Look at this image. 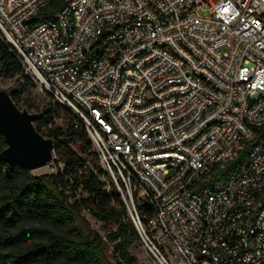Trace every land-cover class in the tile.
Wrapping results in <instances>:
<instances>
[{
	"label": "built area",
	"instance_id": "built-area-1",
	"mask_svg": "<svg viewBox=\"0 0 264 264\" xmlns=\"http://www.w3.org/2000/svg\"><path fill=\"white\" fill-rule=\"evenodd\" d=\"M54 1L0 0V33L90 138L149 252L264 264V0H60L42 13ZM244 145L246 162L210 185Z\"/></svg>",
	"mask_w": 264,
	"mask_h": 264
},
{
	"label": "trees",
	"instance_id": "trees-1",
	"mask_svg": "<svg viewBox=\"0 0 264 264\" xmlns=\"http://www.w3.org/2000/svg\"><path fill=\"white\" fill-rule=\"evenodd\" d=\"M60 4L56 0L42 13L50 16L60 9ZM0 77L15 83L9 94L24 110L23 97L35 84L1 33ZM61 112L68 117L67 130L55 126ZM40 115L34 125L53 141L55 163L60 166L56 173L36 177L19 164L0 163V264H137L130 248L140 241V236L122 196L112 183L109 189L105 187L102 179L106 175L90 138L75 129L74 117L53 102ZM6 148L0 133V152ZM248 152L244 145L224 165L213 167L208 183L215 186L226 182L246 162ZM84 210L98 221L116 225V229L101 237L82 215ZM138 210L144 222L151 217L145 208ZM24 221L48 224L64 233L38 226L22 228L20 223ZM31 238L34 240L25 247H12L16 240Z\"/></svg>",
	"mask_w": 264,
	"mask_h": 264
},
{
	"label": "water",
	"instance_id": "water-1",
	"mask_svg": "<svg viewBox=\"0 0 264 264\" xmlns=\"http://www.w3.org/2000/svg\"><path fill=\"white\" fill-rule=\"evenodd\" d=\"M40 118V114L20 109L11 95L0 88V133L7 144L0 152V163L19 164L31 172L53 161V141L39 133L34 125ZM125 205L132 219V212Z\"/></svg>",
	"mask_w": 264,
	"mask_h": 264
},
{
	"label": "rangeland",
	"instance_id": "rangeland-1",
	"mask_svg": "<svg viewBox=\"0 0 264 264\" xmlns=\"http://www.w3.org/2000/svg\"><path fill=\"white\" fill-rule=\"evenodd\" d=\"M235 1H238V0H235ZM198 15L201 18H206L209 16V12L199 10ZM0 88L3 90H6L9 93V91H11L12 89L15 88V83L13 81L5 80L2 77H0ZM25 102L30 103V106H27L25 104ZM50 102H52V101L49 98V96L47 94H45L44 92H41L37 88V86L35 85V88L32 90H29L28 93L23 97L22 106L24 107L25 110H27L31 114H40L43 111V109H45L48 106V104ZM67 120H68L67 115L65 113L61 112L60 118H58L55 122V126L56 127H62L64 130H67V124H66ZM55 157H56V155L54 153L53 161L48 166H46L42 170L38 169V170L31 171V174L33 176L38 177V176H41L44 174L56 173L58 171V168L60 165H57V163H55V159H56ZM102 180L105 182V187L107 189H109L110 188V186H109L110 182L107 180V178H103ZM82 215L88 221L91 229L96 231L103 238L106 237V235L109 231L115 230L117 227L116 225L105 224L101 221H98L87 210H84L82 212ZM31 226H38V227H42V228L46 227V228L55 230L54 227H52L48 224H38V223L34 224V223L26 222V221L20 223V227H22V228H24V227L27 228V227H31ZM16 230H13V231H16ZM55 231L64 233V231L60 230V229H56ZM33 240H34V238H31L30 240H26V241H17L16 240L12 244L13 245L12 247H14V248H18L20 246L25 247V246L29 245L31 243V241H33ZM130 253L136 258L137 264H159L157 262V260L153 257V255L149 252L146 245L141 240L139 242L135 243L130 248ZM108 255L110 256L109 253H108Z\"/></svg>",
	"mask_w": 264,
	"mask_h": 264
},
{
	"label": "bare ground",
	"instance_id": "bare-ground-1",
	"mask_svg": "<svg viewBox=\"0 0 264 264\" xmlns=\"http://www.w3.org/2000/svg\"><path fill=\"white\" fill-rule=\"evenodd\" d=\"M45 167H43V168H40L39 170H42V169H44Z\"/></svg>",
	"mask_w": 264,
	"mask_h": 264
}]
</instances>
